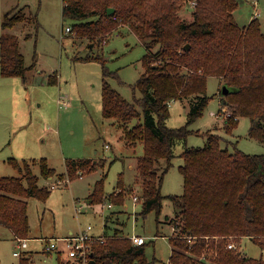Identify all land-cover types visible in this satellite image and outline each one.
Here are the masks:
<instances>
[{"label": "trees", "instance_id": "1", "mask_svg": "<svg viewBox=\"0 0 264 264\" xmlns=\"http://www.w3.org/2000/svg\"><path fill=\"white\" fill-rule=\"evenodd\" d=\"M188 0H63L62 17L76 35L93 42H104L119 25L127 26L144 44L143 72L135 84L141 96L133 101L124 98L108 81L117 76L103 64L102 111L115 117L130 144L142 141L143 154L137 157L140 180V214L155 211L156 219L165 197L161 192L163 176L175 155L174 146L184 143L180 152L183 163V193L167 195L180 206L170 224L172 264H264L263 255L251 256L228 248L229 240L248 237L264 250V153H248L238 148L229 151L222 145L223 136L206 132L203 146H187L188 124L203 111L209 96L207 78L216 75L230 91L222 96L224 129L232 134L240 116L250 119L248 136L264 142V29L258 17L239 25L234 16L237 0H192V18L179 15ZM190 1V0H189ZM114 11L107 13L108 7ZM5 13L2 26H11L25 18L21 12ZM70 31V32H71ZM189 44L187 49L183 46ZM154 49V50H153ZM27 67L14 34L0 37V74L24 76ZM56 81V75H51ZM189 98L187 119L183 125L169 127V101ZM199 133V131H195ZM135 145V144H133ZM167 160L164 168L160 160ZM25 175L0 176V223L10 227L16 237L27 238L29 221L27 197L46 198L49 191L37 184L26 160L10 159ZM41 175L53 170L44 158ZM92 158L70 159L66 173L93 169ZM103 179H98L87 200L101 203L108 198L121 204L124 194L104 196ZM118 182L116 187H121ZM103 242L91 246L94 264H155L146 255V241L133 244L120 229L103 233Z\"/></svg>", "mask_w": 264, "mask_h": 264}, {"label": "rangeland", "instance_id": "2", "mask_svg": "<svg viewBox=\"0 0 264 264\" xmlns=\"http://www.w3.org/2000/svg\"><path fill=\"white\" fill-rule=\"evenodd\" d=\"M237 2L234 16L238 24H246L257 11L264 29V0ZM62 3L0 0V37L15 35L27 67L24 76L0 74V176L25 175L26 166L19 172L10 159L26 160L37 184L49 191L46 198H26L29 232L27 247L19 256L13 255L18 249L17 237L0 223V264H72L63 238L85 230L89 224L93 234L111 233L116 228L122 235L141 234L146 239L147 258L155 259V264H169V236L174 232L169 221L180 209L177 202L183 193V177L178 167L183 163L180 152L184 143L174 146L175 155L164 173L161 192L165 197L158 219L153 210L142 216L141 204L130 197V193L140 192L136 165L137 157L143 154L142 141L130 144L117 119L105 117L102 111L103 64L117 72L108 78L111 86L133 101L141 96L133 85L144 70L146 48L125 25L117 26L104 42L91 43L85 36L65 32L72 20L62 17ZM193 7L192 0L186 1L179 15L190 20ZM7 12H21L25 18L3 27ZM51 75H56V81ZM222 85L218 76H208L206 94L210 98L202 113L188 124L191 132L186 145L203 146L208 131L222 135V145L229 151L236 147L248 153H264V142L248 136L249 117L240 116L232 134L225 131L218 113ZM59 98L68 104L59 105ZM189 102V98L169 101V127L186 122ZM42 158L53 170L48 177L41 175ZM79 158H92L95 167L82 171V175L67 174L66 162ZM166 165L162 158L161 168ZM102 177L104 196L111 193L120 199L122 193L121 204L108 207V198L101 203L88 202L94 183ZM58 180L59 185H53ZM118 182L123 185L116 187ZM170 194L177 195V202L168 198ZM52 241L57 247L47 249ZM233 242L247 255L264 257V250L248 237Z\"/></svg>", "mask_w": 264, "mask_h": 264}, {"label": "built area", "instance_id": "3", "mask_svg": "<svg viewBox=\"0 0 264 264\" xmlns=\"http://www.w3.org/2000/svg\"><path fill=\"white\" fill-rule=\"evenodd\" d=\"M194 4V1H192ZM255 4V0H254ZM258 12H254V16H257ZM65 32H70V26L67 25L64 29ZM58 104L59 105H64L66 106L68 104V101H66L64 98L58 99ZM225 112V113H224ZM224 113V116H223ZM230 111L226 106L222 107V116L223 118L229 115ZM79 175H81L80 171H77ZM65 181H68V179H64ZM60 180L52 182L53 185L58 186ZM130 197L133 198L134 202H139L140 203V196L139 192H134L130 193ZM108 207H112L113 203L108 202L107 204ZM126 207V204L124 205ZM92 229V226L89 224L87 225L85 230H81L76 233H71L68 236H65L63 240L65 241V246L67 249L68 256L70 257L69 259L72 261V264H91L90 259L91 257L89 256L91 246L94 242H103L105 240V235L102 234H93L90 232ZM128 237L131 239L133 244H142L146 241L145 237L141 234L133 233L128 235ZM16 247H18L17 250L13 251V255L19 256L21 254V250L27 247V238H16ZM57 245L54 241L50 242L49 244L46 245L47 249H53L56 248ZM227 247L229 248H235L236 245L233 241L228 242ZM172 264V263H169Z\"/></svg>", "mask_w": 264, "mask_h": 264}, {"label": "water", "instance_id": "4", "mask_svg": "<svg viewBox=\"0 0 264 264\" xmlns=\"http://www.w3.org/2000/svg\"><path fill=\"white\" fill-rule=\"evenodd\" d=\"M113 11H114V7H111V6H110V7L107 8V13H108V14L112 13ZM188 46H189V44H185V45L183 46V48H184V49H187ZM221 91H222L223 94H226L227 92L230 91V87H228V86L224 83V84L222 85ZM89 256H90V257L92 256V252L89 253ZM90 262H91V264H94V260H93L92 258L90 259Z\"/></svg>", "mask_w": 264, "mask_h": 264}, {"label": "crops", "instance_id": "5", "mask_svg": "<svg viewBox=\"0 0 264 264\" xmlns=\"http://www.w3.org/2000/svg\"><path fill=\"white\" fill-rule=\"evenodd\" d=\"M172 227H173V225H172ZM71 233H72V232H71ZM71 233H70V234H71Z\"/></svg>", "mask_w": 264, "mask_h": 264}]
</instances>
